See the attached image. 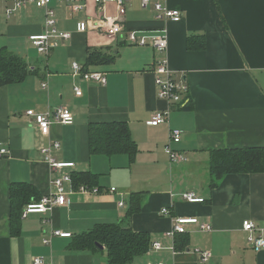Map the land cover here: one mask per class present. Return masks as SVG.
<instances>
[{
    "label": "crops",
    "instance_id": "1",
    "mask_svg": "<svg viewBox=\"0 0 264 264\" xmlns=\"http://www.w3.org/2000/svg\"><path fill=\"white\" fill-rule=\"evenodd\" d=\"M148 1L143 10L141 0H125V28L147 35L165 31L164 53L128 45L120 37L108 39L101 31L78 33L76 22L93 15V5L88 14L72 15L53 1L58 28L71 37L45 56L29 42L44 31V11L26 6L7 17L13 4L0 0V49L16 53L34 70L22 83L0 87V148L8 151L0 157V264H34L36 258L43 264H109L103 246L94 252L73 248L76 236L99 225L148 235V250L129 264H264V249L254 252L241 229L243 221H252L264 238V173L225 176L210 188L208 172L213 150L264 147V0ZM155 2L180 11L181 20H156ZM105 13L113 17L114 5H105ZM190 35L203 36L205 48L188 51ZM99 49H107L114 59L86 71L103 73L106 85L73 78L71 65L83 69L88 51ZM158 61L167 62L173 78L184 80L189 93L185 107L171 110L168 124L152 127L147 124L152 113L166 109L157 98L151 71ZM74 86L81 96L75 95ZM58 107L71 112L73 123L53 124L45 136L26 115L27 110L45 114ZM118 122L126 124L135 144L132 161L125 153L108 155L89 147V125ZM170 129L182 133L171 148L185 162L171 164L164 152ZM53 142L59 148L50 149L52 158L73 163L64 171L86 174L85 181L99 192L80 193L71 180L64 184L65 206L24 215L23 205L19 233L12 236L10 186L28 184L39 199L55 191L52 180L58 174L50 173L39 152ZM185 192L204 202L184 201ZM134 206L137 210L128 217ZM163 209L168 216L160 214ZM178 217L197 218L212 230L199 232L187 225L185 234L170 236ZM45 239L49 244H43ZM153 243L160 250L152 249ZM194 249L209 251L210 260L201 263Z\"/></svg>",
    "mask_w": 264,
    "mask_h": 264
},
{
    "label": "built area",
    "instance_id": "2",
    "mask_svg": "<svg viewBox=\"0 0 264 264\" xmlns=\"http://www.w3.org/2000/svg\"><path fill=\"white\" fill-rule=\"evenodd\" d=\"M11 1L13 7L6 11V16L9 17L12 13L25 8L26 6H34L37 9L44 11V31L39 35L29 37L30 45L36 50L39 55H48L56 48L60 41L69 40L71 35L67 32L60 31L58 28V21L56 18L55 8L52 2L56 1L59 5L64 6L72 15L81 13L88 14L89 5H93V15H87L85 19L76 22V32H103L108 39H115L120 37L126 44L137 47H150L155 52L161 54L167 49V36L165 31H160L155 34L147 35L144 31L127 30L125 28V0H6ZM111 4L115 7V15L107 17L105 13V5ZM149 1L141 0L140 8L148 9ZM154 18L161 21H170L178 23L182 18V13L178 10H171L164 7L159 2H155L152 6ZM154 74V84L157 98L166 104V109L152 113L148 125L157 127L163 124H168L169 115L173 108H183L188 103L189 89L184 80H175L173 78V71H171L166 61L154 62L151 68ZM71 76L78 77L81 81L86 83H94L96 85H106V77L103 73L98 71H83L82 67L77 63L71 65ZM42 89L47 88V83L41 84ZM76 96H81V91L77 86L73 88ZM26 115L32 118L34 124L42 135H47L51 125H71L73 123V116L71 112L65 107H58L45 114H37L33 110H27ZM182 133L178 129H170L168 133V143L164 148L171 164L182 163L186 161L183 154L173 150L172 144H178L181 141ZM59 143L53 142L50 147L41 148L39 152L43 155L45 163L49 167L51 174H58L52 180V186L55 188L53 193L41 198L36 203H30L26 206L24 215L37 213L45 214L54 207H63L68 203L67 193L64 189V184H71V174L65 172L66 169L74 167L73 163L56 162L51 154L50 149H58ZM8 154L5 148H0V157ZM111 192L114 189H110ZM78 192L84 194H98V189L88 188L84 185L78 187ZM182 199L188 203H203L204 200L197 197L193 192H185L181 195ZM122 206V204H119ZM163 216H168L169 211L163 209L160 213ZM193 225L199 232H210L212 230L210 225L201 223L194 217H178L173 219V227L168 235L185 234L186 226ZM243 232L247 233V243L258 253L264 249V238L260 230L252 221L245 220L241 224ZM51 234L60 237H69V234L54 231ZM43 244H49L48 240H43ZM159 243H153L152 249L160 250ZM192 253L198 258L201 263H206L211 258V253L206 250L194 249ZM34 264H43L40 258L33 260ZM165 264V263H157Z\"/></svg>",
    "mask_w": 264,
    "mask_h": 264
},
{
    "label": "trees",
    "instance_id": "3",
    "mask_svg": "<svg viewBox=\"0 0 264 264\" xmlns=\"http://www.w3.org/2000/svg\"><path fill=\"white\" fill-rule=\"evenodd\" d=\"M186 47L188 51L203 50L205 48L204 37L188 36ZM106 51L107 49L89 50L83 71H86L88 66L113 60L114 57L108 55ZM33 72L34 70L29 68L19 55L6 48L0 49V87L20 84ZM88 140L91 152L103 151L108 155L121 152L125 153L130 161L136 153L128 127L122 122L89 125ZM208 172L210 188H215L217 182L225 176L264 173V147L213 150L209 153ZM85 175H71V180L76 187L84 185L92 188L85 181ZM30 199L35 202L40 200L34 188L28 184H11L9 201L12 236H17L19 233L21 207L30 204ZM135 210H137L136 206L128 212V217ZM98 245L105 248L109 264H129L136 257L146 253L150 246V239L146 234L133 233L130 229L120 226L99 225L87 233L76 236L73 240V248L79 251H98Z\"/></svg>",
    "mask_w": 264,
    "mask_h": 264
},
{
    "label": "water",
    "instance_id": "4",
    "mask_svg": "<svg viewBox=\"0 0 264 264\" xmlns=\"http://www.w3.org/2000/svg\"><path fill=\"white\" fill-rule=\"evenodd\" d=\"M98 248H99V249H103V247H102V246H99V245H98Z\"/></svg>",
    "mask_w": 264,
    "mask_h": 264
}]
</instances>
